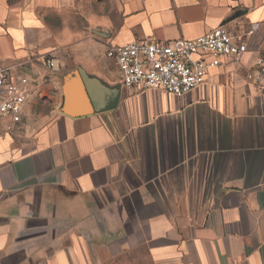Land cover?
Masks as SVG:
<instances>
[{"label": "crops", "instance_id": "1", "mask_svg": "<svg viewBox=\"0 0 264 264\" xmlns=\"http://www.w3.org/2000/svg\"><path fill=\"white\" fill-rule=\"evenodd\" d=\"M255 24L183 97L108 57ZM263 52L264 0H0V64L35 76L0 132V264H264Z\"/></svg>", "mask_w": 264, "mask_h": 264}, {"label": "built area", "instance_id": "2", "mask_svg": "<svg viewBox=\"0 0 264 264\" xmlns=\"http://www.w3.org/2000/svg\"><path fill=\"white\" fill-rule=\"evenodd\" d=\"M258 29L256 24L244 33L219 27L195 39L134 41L110 48L108 57L115 60L125 88L159 90L183 97L204 85L209 70L219 67L223 58H241L248 51L246 37ZM45 65L55 68L50 58L45 59ZM248 79L260 86L264 96V52L257 60V70ZM34 83L20 64H0V132L12 131L22 121Z\"/></svg>", "mask_w": 264, "mask_h": 264}, {"label": "rangeland", "instance_id": "3", "mask_svg": "<svg viewBox=\"0 0 264 264\" xmlns=\"http://www.w3.org/2000/svg\"><path fill=\"white\" fill-rule=\"evenodd\" d=\"M43 64H45V61ZM40 94L41 93H39L37 96L40 97ZM52 107H53L52 101L47 96H43L40 97L39 104H37V108H38L37 112L38 113L50 112L52 110Z\"/></svg>", "mask_w": 264, "mask_h": 264}, {"label": "water", "instance_id": "4", "mask_svg": "<svg viewBox=\"0 0 264 264\" xmlns=\"http://www.w3.org/2000/svg\"><path fill=\"white\" fill-rule=\"evenodd\" d=\"M30 76H32V78H35L33 74H30ZM68 91H69V80H66V85L64 87V93L66 94Z\"/></svg>", "mask_w": 264, "mask_h": 264}]
</instances>
